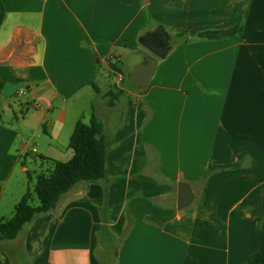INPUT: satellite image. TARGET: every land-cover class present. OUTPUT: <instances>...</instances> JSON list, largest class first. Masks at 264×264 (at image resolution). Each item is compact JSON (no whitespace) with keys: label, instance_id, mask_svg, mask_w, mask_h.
Here are the masks:
<instances>
[{"label":"crops","instance_id":"1","mask_svg":"<svg viewBox=\"0 0 264 264\" xmlns=\"http://www.w3.org/2000/svg\"><path fill=\"white\" fill-rule=\"evenodd\" d=\"M0 5V207L25 193L7 185L34 138L40 156H72L57 142L70 108L92 106L106 146L104 179L78 182L0 246L23 243L33 264H242L260 248L264 0ZM159 26L171 48L147 87L133 85L123 57L149 54L139 38ZM180 182L194 193L183 208Z\"/></svg>","mask_w":264,"mask_h":264},{"label":"trees","instance_id":"2","mask_svg":"<svg viewBox=\"0 0 264 264\" xmlns=\"http://www.w3.org/2000/svg\"><path fill=\"white\" fill-rule=\"evenodd\" d=\"M4 17L5 10L0 5V25ZM68 146L73 154L67 160L40 156L48 164L47 169L36 175L33 190H26L15 204L12 215L0 217V242L18 238L27 224L39 214L50 210L61 195L78 182L97 181L106 177L104 124L95 113H91L88 122L81 118L76 121ZM238 168L240 165L231 167ZM28 176L30 177V174ZM258 226L261 236L260 248L242 264H264V215L259 217ZM0 264L9 263L4 260Z\"/></svg>","mask_w":264,"mask_h":264},{"label":"rangeland","instance_id":"3","mask_svg":"<svg viewBox=\"0 0 264 264\" xmlns=\"http://www.w3.org/2000/svg\"><path fill=\"white\" fill-rule=\"evenodd\" d=\"M145 56L144 55L138 56L137 54L135 56H133V55L128 54V56L123 57V60H122L123 64H121L120 68L123 71L125 78H127L128 71L132 70V68H133V66H130L131 61H133L134 59H143L144 60ZM158 60L160 61V59H158ZM102 73L104 74L103 71H102ZM112 75L114 76V74H112ZM21 87H23L21 89L25 88V86L23 84H21ZM14 95L13 96L15 98H19V99L22 98V97H20L22 95H19L18 92H17V94L15 93ZM15 98H13V99H15ZM15 101H17V100L15 99ZM23 104H24V102H23ZM76 111L74 109L70 108V110H68V112H67L68 122L66 123V126H64L63 132L59 136L58 141H57L58 145H59L58 147L61 151L65 152L68 149L69 137H70V134L72 131L71 124L69 123V118L73 119L75 117H79L84 122H88L91 113H94L92 111V106H86V108H84V110H81V111H83L82 114H80L81 112L77 113ZM80 115H83V116H80ZM115 116L117 119L119 114L116 113ZM69 124H70V126H69ZM30 133H31V131L28 130L27 134L24 133L20 139L27 140L31 135ZM39 134H42L44 137L43 130H40ZM36 139L37 138H34L32 140L33 143L30 145H27V147H28L27 153H24L20 156V162L21 163L17 164L16 170H15L13 176L10 178L8 185H7L8 194H10L12 192L15 194L20 193V195H21L23 192H26V190L28 188L33 190L35 180H36V175L41 170L47 169L46 166L48 164L45 161H43L40 157V154H39L40 148L38 146H36V144H35L37 142ZM34 148H35V151L33 150ZM23 166L27 167V169H26L27 172L23 169ZM28 174H30V177L28 176ZM20 188H21V190H20ZM19 197H21V196H19ZM19 197L17 198V200H15V202H13V204H11V201H10V204L8 206H1L0 207V217L6 218V217H10L12 215V213L14 211V206L19 201L18 200ZM36 202L37 201L35 200V203ZM195 203H196V201H195ZM30 223L27 224L24 227V229L27 228L30 225ZM24 229H23V231H24ZM21 235L19 237H21ZM102 235H103V243L109 244L110 240H109L108 235H106V233H103ZM7 241H9V240H7ZM116 242H119V241L116 240ZM112 244H114V241H112ZM13 247H15V246H13ZM0 251L5 253V255L7 256V261L9 264H33V260L29 255H27L28 253H27V250H26L25 246L23 245V243L18 244V247L12 248V249L6 245H1ZM107 254L108 255H106L105 257H108L109 262H112L113 258H114V254H115L114 247L112 248V250H108ZM4 260L5 259H3V256L0 255V262H4Z\"/></svg>","mask_w":264,"mask_h":264},{"label":"water","instance_id":"4","mask_svg":"<svg viewBox=\"0 0 264 264\" xmlns=\"http://www.w3.org/2000/svg\"><path fill=\"white\" fill-rule=\"evenodd\" d=\"M139 43L144 46L149 54L145 59L137 63L132 71L128 74V80L140 87H147L155 72L157 66V59L165 58L168 54L170 45V35L163 28L159 26L154 30L144 33L139 38ZM194 198L189 184L180 182L177 189V207L183 208L189 205Z\"/></svg>","mask_w":264,"mask_h":264},{"label":"built area","instance_id":"5","mask_svg":"<svg viewBox=\"0 0 264 264\" xmlns=\"http://www.w3.org/2000/svg\"><path fill=\"white\" fill-rule=\"evenodd\" d=\"M120 81V80H122V77L121 76H119L118 78H117V81ZM25 93V90L24 89H19V91H18V94L19 95H23Z\"/></svg>","mask_w":264,"mask_h":264}]
</instances>
